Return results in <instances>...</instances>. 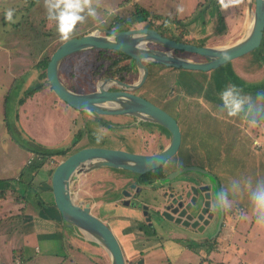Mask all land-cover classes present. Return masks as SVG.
Listing matches in <instances>:
<instances>
[{
	"label": "rangeland",
	"instance_id": "rangeland-1",
	"mask_svg": "<svg viewBox=\"0 0 264 264\" xmlns=\"http://www.w3.org/2000/svg\"><path fill=\"white\" fill-rule=\"evenodd\" d=\"M32 1L0 0V192H3L0 196V264H104L106 259L104 260L100 254L95 258L83 252L74 254L73 247L79 250L85 247L80 242L74 239L65 240L62 234L61 239L59 235H52L51 230L45 227L37 232L33 224L26 225L23 223V218L18 217L19 201L24 202V207L27 203L33 205L35 211L50 205V208L42 211V214L48 215V218L54 217L51 216L54 213L51 207H55L53 198L51 199L52 193L50 194L49 191L43 193L39 187L44 183L50 184L52 170L68 155L47 159L40 167V173L33 176L35 177L34 185L27 184L28 187L25 185L23 189L20 186L22 183L20 184L19 176L21 174L24 179L31 172V160L36 158L37 152L62 148V144L58 145L59 139L65 134H70L74 129L71 120L65 115L66 106L61 102L52 106V103H55V97L49 88L34 92L31 97L25 99L27 91L38 87L41 61L48 58L56 46L62 42L55 25L47 20L43 0H36V4L26 10ZM214 1L221 5L220 0H101L99 9L101 20L99 21L108 27L126 29L129 24L137 23L138 19L135 17L138 10L149 7L152 17L158 16L162 22L163 20L176 22V18L190 17L195 8L200 13L207 3H214ZM247 4L248 0H241L237 5L221 6L224 21L230 24V33L233 32L231 35L233 37L219 38L222 31L213 26L215 22L216 24L218 22L212 18L213 24L211 23L209 27L208 37L209 40H213V46H224L240 38L249 19V16L246 17ZM200 9L202 10L199 11ZM8 10H13L15 23L9 24L6 20L5 14ZM202 18L206 20L207 13H203ZM200 21L196 19L193 21L194 24L189 25L187 20H181V29H184L183 32L193 31ZM93 24L94 20L89 18L85 23L77 26L72 37L91 31ZM205 32L206 30L202 28L197 34L203 35ZM176 34L178 36L179 33ZM89 57L87 51H83L82 54L69 57L62 63L60 75L69 90L77 93L79 90L75 91V88L84 89L87 92L92 90L94 79H89L93 71L90 66L99 62L100 59L93 56L92 61H89ZM87 65L89 66L86 67ZM232 76L237 78L232 86L241 89L242 95L250 96L255 101L258 93L264 94V46L213 72H187L186 70L177 72L171 67L161 65L153 75H148L149 79L145 84L144 92L153 94L158 104L152 102L158 106L161 104L160 108L167 112L171 111V114L168 113L177 118L180 111H204V108L212 107L213 105L206 100L215 99L214 101L219 102L222 108V100H216V96H221V93L230 86L229 81ZM206 81H210L212 85L216 84L219 91L215 96V90L212 92L209 90L206 97L196 105V101L191 98L203 97ZM224 83L225 86L227 85L226 88ZM171 88H174L177 95L166 101L165 96ZM162 100H164L163 103H161ZM255 117L259 119L256 120L255 126L237 117L239 119L237 124L234 122L235 126L231 130L224 131L222 142L218 144V147L206 146V150L212 154L213 149L218 151L216 163L227 181L232 178L251 177L255 182L257 179L264 178V114H256ZM215 133L212 132L216 136ZM85 138L78 142L77 146L86 147L91 143L88 139L86 143ZM67 148V151L74 150L71 145ZM138 149L148 153L153 150V147L139 145ZM208 157L211 158L210 153ZM211 164L213 163L208 165L211 166ZM78 177L82 178L83 174ZM74 185L75 183L71 184V193L77 191ZM21 189L25 192L19 194ZM36 189L40 192H35ZM74 200L79 204L75 198ZM236 203L239 205V211L245 212L248 218H239L237 234H234L230 240H228L230 236H223L221 245L223 248L218 251L198 252L197 250L201 249L198 244L190 245L185 249H180L179 245H176L174 251L168 246L166 256H172L175 264H186V260L192 264H199L198 261L202 258L200 253L206 255V260L208 259L200 264H264V228L250 222L251 214L247 196L239 198ZM111 212L109 210L104 214L106 216ZM92 214L96 216L95 213ZM116 226L117 224H113V227L116 228ZM165 227L168 225L165 224ZM31 229L33 232L30 233ZM25 234L29 236L26 243L23 237ZM145 247L147 248L145 253L150 251L157 253L156 246L153 250H151L152 246L145 245ZM194 249L196 252L192 251ZM101 252L104 254L102 249ZM157 255V258L162 257L165 260L162 254ZM135 261L133 263H136Z\"/></svg>",
	"mask_w": 264,
	"mask_h": 264
},
{
	"label": "flooded vegetation",
	"instance_id": "flooded-vegetation-1",
	"mask_svg": "<svg viewBox=\"0 0 264 264\" xmlns=\"http://www.w3.org/2000/svg\"><path fill=\"white\" fill-rule=\"evenodd\" d=\"M148 8H143V13L146 16L141 15L142 18L136 21L137 23L134 25L129 24L128 29H119L115 26L108 27L99 21L101 20L99 19L96 20L97 23L94 21V26H92L91 31L85 32L84 34L95 31L96 29H104L107 32H111L113 29H115L114 32L129 29H149L155 31L161 37L177 43L200 47L213 46V40H209L208 33L210 31L209 27L213 24L211 22L212 18L218 22V12L220 15L222 14L221 5L217 1H214V3L209 2L203 8L201 7L203 10L200 9L199 11L202 10L200 13L195 8L190 17L182 19L176 18V22L167 21V26H165V20L162 22L158 16L155 18L152 17ZM177 9L179 10V8ZM203 13H207L208 18L206 20L202 18ZM222 18V24H216V22L213 24L217 30L222 31L219 38L225 37L228 39L233 37L231 36L233 32L230 33L231 26L224 21L223 14ZM184 19L188 21L187 24L189 25L194 24L193 21L196 19H199V21L203 19V21H200L199 24L197 23L198 26L193 31L183 32L184 29H181V20ZM202 28L206 32L203 35L197 34ZM176 33H179L178 36ZM84 34L74 37H79ZM99 34L101 36H108L107 33L102 31ZM205 37L208 38L206 39ZM145 47L153 50L172 52L180 58L193 62H206V59L198 54L166 47L155 42L148 43ZM83 51H87L90 55L89 61H92L93 56L98 57L100 61L90 66V68H93V71L89 79H94V85H90L92 90L87 92L84 89L75 88V91L79 90L78 93L93 92L96 90L95 83L99 78V83L102 79H108L110 82L105 84L108 90H126L158 104L154 100L153 94L144 92V87L149 79L148 75H153L160 69L162 64L155 62L145 63L147 64V68H149L147 77L136 88L129 89L118 86L115 84L116 81L126 84L139 83L142 77V71L131 57L117 50L92 48L66 56L60 62L57 70L58 78L63 84L64 80H62L60 75L62 63L69 57L82 54ZM50 56H48V61ZM171 68L177 72L185 70ZM215 70L211 69L206 72H213ZM186 71L190 72L191 70ZM98 75L100 77H97ZM72 82L76 84L73 80ZM48 88L53 93L50 86ZM91 88L87 89L89 90ZM204 90L203 97L191 98L196 101V105L206 97L209 90L211 92L215 90V96L219 91L216 88V84L212 85L210 81L204 83ZM53 95L55 97V103H52V106H56L57 102L63 103L66 106L64 109L65 115L68 116L74 126L70 134H65L58 141V145L62 144V148L64 147L67 150L68 145L73 146V151H67L66 155L68 156L81 148L88 147H101L122 150L134 154L149 155L160 152L172 139L170 131L158 123L143 121L131 115L97 114L94 111L88 112L87 110L75 109L58 99L54 93ZM175 95L177 94L174 88H171L168 95L165 96V100L167 101ZM219 99H221V96H216V100ZM163 102L164 100L161 101V103ZM216 103V108L206 107L204 111H180L179 114L177 113V118L170 115L171 111H168L170 114L165 111L177 124L180 133V145L177 152L159 168L143 175H137L126 170L100 167L82 173L83 177H77L73 182L75 183L74 187L77 191L75 193L72 192L71 195L79 204L83 206L88 204L90 212L95 213L96 216L111 227L121 246L125 264H147L145 262V255H151L153 251L145 253V250H147L145 245L148 247L152 246L151 250L156 246V251L162 250V252L164 250L163 248L167 247L165 246L167 242H173L179 245L181 249L198 244L201 248L197 250L198 252L202 250L218 251L223 248L221 247L223 236L228 235L232 237L236 234L240 218L238 214V203L235 204V208L233 207L229 213L221 214L213 210L217 193L222 187L227 186L229 181L224 179L216 163L218 160V151L213 149L214 153L212 154V152L206 150V146H210L211 148L214 146L218 147V144L222 142L224 131L227 129L231 130L237 124L238 118L229 117L225 112L220 113L221 105L219 102ZM94 131L102 137L99 143L94 138ZM212 132H216V136ZM83 137H86V143L87 139L91 143L87 144L86 147H81V145L77 146V143L84 139ZM139 145L153 147V150L145 153L139 149L137 150ZM208 153L211 154V158L208 157ZM173 163L175 164L172 165ZM210 163L213 164L209 166L208 164ZM183 168H192V170L183 172L173 179L168 180L167 177L171 173ZM158 170L161 172H156ZM109 210L112 211L111 214L105 216L104 213ZM113 224H117L116 228L113 227ZM165 224L168 227H165ZM63 227L66 232L70 226L63 225ZM71 229L72 232H70V229L67 231L70 234V238L67 236L68 233H65V237L63 238L65 240L74 239L80 242L82 246H85L83 250L73 247L74 254L83 252L92 258L100 254L104 260L106 259L98 245L84 240L82 236L78 235V232L73 228ZM126 248L131 251H127ZM192 251L196 252L195 249ZM200 256L202 258L198 262H206L205 259L207 256L203 253H200ZM132 260H136V263H133L134 261ZM165 261L161 264H175L167 256H165ZM104 264H107V259Z\"/></svg>",
	"mask_w": 264,
	"mask_h": 264
},
{
	"label": "water",
	"instance_id": "water-1",
	"mask_svg": "<svg viewBox=\"0 0 264 264\" xmlns=\"http://www.w3.org/2000/svg\"><path fill=\"white\" fill-rule=\"evenodd\" d=\"M246 11V17L249 16V19L243 34L239 39L226 43L224 46L200 47L177 43L149 29H129L119 32L96 29L63 41L51 54L45 74L50 88L58 99L75 109L94 111L97 114L131 115L143 121L158 123L168 129L172 136L170 143L160 152L149 155L101 147L81 148L58 163L51 173L52 198L61 220L75 228L84 240L98 245L107 256L109 264H125L118 239L106 222L90 212L88 204L83 206L75 202L71 195V184L80 174L100 167L126 170L137 175L155 170L177 152L180 145V133L174 119L162 108L129 91L108 90L105 87V84L110 82L108 79L98 82L93 92L77 93L69 90L57 75L60 62L66 56L82 50L92 48L117 50L131 57L142 71V77L137 84L114 82L118 86L129 89H134L143 83L148 72L147 64H145L147 62L191 71L206 72L217 69L260 46L264 35V0H248ZM100 31L107 33L108 36H101ZM153 42L198 54L205 58L206 62H193L180 58L172 52L145 47L146 44ZM188 170L192 168L177 170L167 178L171 180Z\"/></svg>",
	"mask_w": 264,
	"mask_h": 264
},
{
	"label": "clouds",
	"instance_id": "clouds-1",
	"mask_svg": "<svg viewBox=\"0 0 264 264\" xmlns=\"http://www.w3.org/2000/svg\"><path fill=\"white\" fill-rule=\"evenodd\" d=\"M240 2L241 0H220L222 7L237 5ZM43 3L47 20L55 25L61 41L70 40L77 26L85 23L89 18L94 21L100 18L101 0H43ZM5 15L9 24L16 22L13 20V10H8ZM221 100L222 112H226L229 117H241L252 126L257 123L255 115L264 114V94L258 93L254 101L252 97L242 95L235 86H229L221 93ZM93 135L99 143L102 137L95 131ZM245 196H247L250 214L255 224L264 228V178L257 179L255 182L251 177L232 178L228 185L222 187L217 193L213 210L221 214L229 213L237 200ZM239 215L242 219L248 218L243 211H239Z\"/></svg>",
	"mask_w": 264,
	"mask_h": 264
},
{
	"label": "crops",
	"instance_id": "crops-1",
	"mask_svg": "<svg viewBox=\"0 0 264 264\" xmlns=\"http://www.w3.org/2000/svg\"><path fill=\"white\" fill-rule=\"evenodd\" d=\"M70 132V131H69ZM40 173V171L38 172V174ZM20 178H21V180H20V186L21 187H23V189H24V186L25 185H27L28 183H31V184H33L34 185V183H35V177H33L32 175H31V172H29V174L26 176V178H24V179H22V175L20 174V176H19ZM24 181V182H23ZM46 184H48V183H46ZM44 184H42V185H40V191H42L43 193H46V192H48L47 190H44V187H42ZM48 185H50V184H48ZM20 186H19V188H20ZM27 187H28V185H27ZM14 189V188H13ZM20 190V189H19ZM39 191V192H40ZM24 192V191H23ZM22 192V193H23ZM49 193L51 194V192L49 191ZM19 194H21V191L19 192ZM51 199H52V195H51ZM53 200V199H52ZM23 201H19V205H20V208H19V214H18V217L20 218V217H22L23 218V223L24 224H26V225H29V224H33V226H34V230L35 231H37V232H39V230H40V228H42V227H45V228H49L50 230H51V234L52 235H59V237H61V234L65 237V232H64V227H63V225L64 226H68V224H66V223H64L62 220H60V218H59V213H58V211H57V209H56V207H51V209L54 211V213L53 214H51V216H54L53 218L52 217H50V218H48L49 216L48 215H43L42 214V211H47V208L49 207L50 208V205L47 207V208H44V207H42L41 209H37V211H35L34 210V206L33 205H31V204H29V203H27L26 204V207H24L25 206V204L23 205ZM36 212V214H34ZM251 216V215H250ZM250 222H252V223H255L254 222V218L251 216V220H250ZM242 223V222H241ZM70 226V225H69ZM238 227H239V223H238ZM61 228H62V232H61ZM71 228H73L72 226H70L68 229H67V231L70 229V232H72V229ZM76 232H77V230L75 229V228H73ZM31 232H33V229H31V231H30V233ZM38 234V233H37ZM50 234V235H51ZM237 234V233H236ZM79 235V234H78ZM67 236L69 237L70 236V234H67ZM73 236V235H72ZM23 237H24V242L26 243L27 242V238L29 237L27 234H25V236L23 235ZM80 237V236H79ZM70 238V237H69ZM230 238L231 237H229V239L228 240H230ZM61 239H62V237H61ZM165 246H167V247H165V248H163L164 250H163V252H162V250H158L157 251V253L156 254H154V253H152L151 255L149 254H147V255H145V258H146V263L147 264H161V263H164V258H162V257H159V258H157L158 257V253H160V254H162L163 256H166V254H167V249H168V246L171 248V250L172 251H174V249L176 248V244H174L173 242H167L166 244H165ZM179 247V246H178ZM180 249H181V247H179ZM36 251H38V249H35ZM101 250V249H100ZM126 250L127 251H131V250H128V248H126ZM135 252H136V250H135ZM21 254H22V252H21ZM23 255V254H22ZM104 256L106 257V259H107V264H109L108 263V258H107V256L105 255V253H104ZM168 258H170V260L174 263L175 262V259L174 258H172V256H167ZM208 260V259H207ZM206 259H205V261H207ZM186 263L187 264H190L191 262L190 261H186Z\"/></svg>",
	"mask_w": 264,
	"mask_h": 264
},
{
	"label": "trees",
	"instance_id": "trees-1",
	"mask_svg": "<svg viewBox=\"0 0 264 264\" xmlns=\"http://www.w3.org/2000/svg\"><path fill=\"white\" fill-rule=\"evenodd\" d=\"M36 0H33L32 2H31V5H29L28 6V8H26V10H28V9H30L34 4H36ZM143 9V8H142ZM25 10V11H26ZM144 12V10H138L137 12H136V14H137V16L135 17V19H140V18H142L141 17V15H143V16H146V14L145 13H143ZM218 12V11H217ZM137 20V21H138ZM218 23L219 24H222L223 23V18H222V15H220L219 14V12H218ZM6 23H4V25H5ZM264 46V43H263V40H262V42H261V44H260V46L257 48V49H255L256 51L257 50H260L262 47ZM48 61V58H44L42 61H41V64H40V67H42L41 68V70H40V74H39V81H38V87L36 88V89H31V90H29V91H27V93L25 94V99L26 98H28V97H31L33 94H34V92L36 93V92H38V91H40V90H42V89H44V88H48L49 87V83H48V81H47V79H46V74H45V66H46V62ZM98 76H100V75H98ZM236 81H237V78H236V76H232L231 77V79H230V81H229V83H230V86H232L233 84H235L236 83ZM226 82V81H225ZM227 84H228V81H227ZM224 86H225V83H224ZM227 87V85L224 87V88H226ZM240 92H241V89H240ZM22 101V100H21ZM20 101V102H21ZM19 102V103H20ZM207 102H209V103H211L213 106V108H216L217 107V103L213 100H210V101H208L207 100ZM255 119L256 120H259V119H257L256 117H255ZM239 120V119H238ZM66 154H67V149H64V148H58V149H46V150H44V151H39V152H37L36 153V158H33L32 160H31V172H33V174L31 173V175L32 176H34V175H37L38 174V172H39V169H40V167L45 163V161L47 160V159H49V158H52V157H64V156H66ZM156 172H161V171H156ZM28 185H33V184H31V183H28ZM6 186H7V184H6ZM42 187H44V190H47V191H50L51 192V187H50V185H48V184H46V183H44V185L42 186ZM41 188L39 187V190H40ZM39 190L38 189H36L35 190V192H39ZM24 190H22L21 189V194H22V192H23ZM25 192V191H24ZM1 194H3V192H0V196H1ZM21 256H22V254H21ZM13 257L15 258L16 256H15V254L13 253ZM19 257V256H18Z\"/></svg>",
	"mask_w": 264,
	"mask_h": 264
}]
</instances>
